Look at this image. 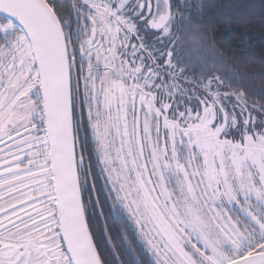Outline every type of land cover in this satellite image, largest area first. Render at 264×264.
Instances as JSON below:
<instances>
[{
  "label": "snow or ice",
  "instance_id": "obj_1",
  "mask_svg": "<svg viewBox=\"0 0 264 264\" xmlns=\"http://www.w3.org/2000/svg\"><path fill=\"white\" fill-rule=\"evenodd\" d=\"M254 17L0 0V264H264V60L209 40Z\"/></svg>",
  "mask_w": 264,
  "mask_h": 264
},
{
  "label": "trees",
  "instance_id": "obj_2",
  "mask_svg": "<svg viewBox=\"0 0 264 264\" xmlns=\"http://www.w3.org/2000/svg\"><path fill=\"white\" fill-rule=\"evenodd\" d=\"M257 0H205L210 4H227V3H250ZM194 3H200V0H194ZM221 11H224L221 9ZM245 11H247L245 9ZM235 31L229 33L224 31L228 27L227 18L217 27L209 26L211 35L209 40L214 38L217 46L225 52H235V55L242 60L255 58L252 63L246 65L247 68L255 69L257 76L254 83L261 80V61L264 60V20L254 17L250 24H238L237 21H231ZM239 45V47L237 46Z\"/></svg>",
  "mask_w": 264,
  "mask_h": 264
}]
</instances>
